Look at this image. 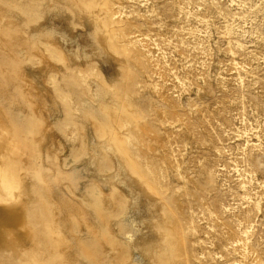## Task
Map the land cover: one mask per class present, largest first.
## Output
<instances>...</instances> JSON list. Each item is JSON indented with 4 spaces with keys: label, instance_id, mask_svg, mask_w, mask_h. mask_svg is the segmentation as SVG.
<instances>
[{
    "label": "rangeland",
    "instance_id": "rangeland-1",
    "mask_svg": "<svg viewBox=\"0 0 264 264\" xmlns=\"http://www.w3.org/2000/svg\"><path fill=\"white\" fill-rule=\"evenodd\" d=\"M0 264H264V0H0Z\"/></svg>",
    "mask_w": 264,
    "mask_h": 264
},
{
    "label": "bare ground",
    "instance_id": "bare-ground-1",
    "mask_svg": "<svg viewBox=\"0 0 264 264\" xmlns=\"http://www.w3.org/2000/svg\"><path fill=\"white\" fill-rule=\"evenodd\" d=\"M7 176V175H6ZM16 184V182L14 183L13 182V179H12V175L10 174V173H8V176H7V178H6V181L4 182V186L7 188V186H9L10 184ZM243 187V189L245 188V186H242ZM3 189V188H2ZM5 190V189H4ZM257 208H258V210L260 209V201L258 200L257 201Z\"/></svg>",
    "mask_w": 264,
    "mask_h": 264
}]
</instances>
